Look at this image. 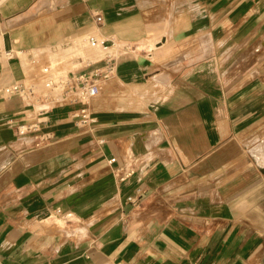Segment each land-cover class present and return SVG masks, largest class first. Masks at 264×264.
I'll return each mask as SVG.
<instances>
[{
	"label": "crops",
	"instance_id": "0c3cea01",
	"mask_svg": "<svg viewBox=\"0 0 264 264\" xmlns=\"http://www.w3.org/2000/svg\"><path fill=\"white\" fill-rule=\"evenodd\" d=\"M0 27V264H264V0H0ZM89 33L126 45L96 125L18 136L23 56Z\"/></svg>",
	"mask_w": 264,
	"mask_h": 264
},
{
	"label": "built area",
	"instance_id": "2783aa9c",
	"mask_svg": "<svg viewBox=\"0 0 264 264\" xmlns=\"http://www.w3.org/2000/svg\"><path fill=\"white\" fill-rule=\"evenodd\" d=\"M94 22L100 25L103 19L100 15H95ZM2 35L0 27V60L6 61L18 56L17 52L5 47ZM112 45L101 40L95 33H89L82 39H63L53 50L65 51L67 65H74V69L62 71L58 66L59 62L52 64L47 58L45 64L33 75L42 79V89L28 78L29 74H33L28 71L21 80L2 87L4 97L17 96L24 104L23 111L8 118L6 123L14 127L18 136H32L35 145L41 146L54 138L51 131L44 129L47 124V113L55 106L79 105L70 113L74 126L92 130L97 118L91 111L90 102L114 78L117 59L126 47L122 45L120 50H116ZM87 50L95 52V56H87L85 54ZM27 59L33 65L40 61L38 53L28 56ZM99 62L101 65L96 66ZM88 67L91 69L82 71ZM108 163L113 165V173L119 182L129 180L136 173L135 164L125 159L111 157ZM142 193L143 191L138 188L135 195L128 196L127 201L138 204Z\"/></svg>",
	"mask_w": 264,
	"mask_h": 264
},
{
	"label": "rangeland",
	"instance_id": "374dc122",
	"mask_svg": "<svg viewBox=\"0 0 264 264\" xmlns=\"http://www.w3.org/2000/svg\"><path fill=\"white\" fill-rule=\"evenodd\" d=\"M79 42V41H78ZM84 44H86L84 42ZM43 54H45V57H48L49 61L52 64H54V62H59L58 66L62 71H67V70H73L74 69V65H67V58H65L67 55L65 54L66 52L63 50H43ZM65 54V55H64ZM23 61L25 63V67L26 70L30 73L32 72L33 74H29L28 78L30 80H33L35 82V84L38 86L39 89H42V79L40 77H33V75H35L38 71L39 68H41L44 64L45 61L41 60L38 63H35L34 65L30 63V61L28 59H26L25 56H23ZM145 95L144 92L142 93H137L136 96L140 97ZM103 97V95L100 93L98 94L91 102H90V107L92 106V103L95 107H98L99 105H101L104 101L101 99ZM94 101V102H93Z\"/></svg>",
	"mask_w": 264,
	"mask_h": 264
}]
</instances>
